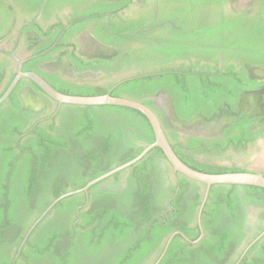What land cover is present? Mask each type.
I'll use <instances>...</instances> for the list:
<instances>
[{
    "label": "trees",
    "instance_id": "trees-1",
    "mask_svg": "<svg viewBox=\"0 0 264 264\" xmlns=\"http://www.w3.org/2000/svg\"><path fill=\"white\" fill-rule=\"evenodd\" d=\"M257 27L260 42L255 41L254 35L243 48L247 54L245 61L252 63H260L257 61L260 53L257 55L256 52H264V17L254 29ZM188 49L192 51L191 47ZM173 50V56L181 55L178 50ZM111 64L110 70H114L115 62L92 63L95 67ZM210 75L208 70L187 65L186 68L136 73L130 79L107 86L59 91L77 96L109 93L140 101L156 111L150 97L163 89L173 99L176 116L189 120L196 115L195 109L201 110L206 117L219 109L214 103L217 96L212 95V87L228 90L222 88L223 79L209 80ZM221 75L232 80L230 86L238 87L244 81L229 67ZM242 85L239 86L242 88ZM238 92L234 97H220L219 101L231 99L233 106ZM204 100L212 106L206 108L202 104ZM66 116H70L71 126L63 137L56 138L52 134V124H48L50 130L34 129L26 143H19V147L14 144V134L20 133L21 127L8 126L13 121L4 113L0 116L1 125L12 140V144L0 146V264H154L159 257L157 264H264V235L247 249L239 262H229L242 238L241 226L232 231L227 225H208V219L215 213L211 207L212 193L219 192L224 211L232 212L227 198L236 187L234 184L211 185L201 213L203 236L196 243L182 237L181 234L194 240L199 235L197 225L191 227L189 224L195 221L201 196L196 189L197 182L179 172H176L175 185L167 190L163 188L160 168L156 164L167 160L158 147L151 148L137 162L111 175L115 182L121 173H126L123 186L112 185L89 193L105 178L90 185L88 192L70 194L56 202L36 223L15 256L27 230L54 199L69 190L82 188L90 180L131 160L145 145L154 141L147 118L133 108L65 105L60 111L61 120ZM157 116L161 120L159 113ZM160 123L177 157L190 168L208 174L241 172L243 169L210 165L198 160L199 154L219 156L228 148H244L246 143L261 135L252 132L249 122L244 119L229 125L221 137L211 139H179L175 131L168 130L162 121ZM70 143L74 149L72 146L70 149ZM68 154H77L82 159L69 160ZM83 160L88 170L79 176L76 166L84 164ZM243 187L264 193L260 187ZM191 188L196 190L189 202L183 203L185 193ZM166 199L167 205L164 204ZM175 231L177 233L164 249L166 240Z\"/></svg>",
    "mask_w": 264,
    "mask_h": 264
},
{
    "label": "flooded vegetation",
    "instance_id": "flooded-vegetation-1",
    "mask_svg": "<svg viewBox=\"0 0 264 264\" xmlns=\"http://www.w3.org/2000/svg\"><path fill=\"white\" fill-rule=\"evenodd\" d=\"M262 17L264 0H0V97L17 76L19 64L16 59L21 61L22 72L37 74L58 92L64 88L107 86L130 79L136 73L193 65L196 69L211 72L212 75L207 77L209 80L223 79L222 88L228 89L219 91L212 87V95L217 96L214 103L219 109L211 115L224 111L239 117L229 125L244 119L249 122L252 132L261 133L244 148H228L219 156L199 154L197 159L210 165L240 168L243 169L241 172L264 175V168L252 167L255 162H264V52H256L257 55L260 53L257 58L260 63H252L245 61L247 54L243 51L252 36L255 35V41L260 42L258 27L254 28ZM171 50H178L181 55L174 57ZM98 61L115 62V69L110 70L112 64L102 67L92 65ZM227 67L244 78L239 83L244 87L230 86L232 80L221 75ZM238 90L233 106L231 99L219 101L220 97H234ZM162 91L167 93L160 89L150 97L156 108L153 112L156 116L159 113V120L168 130L174 131L167 125L168 111L164 102L156 97ZM202 104L206 108L212 106L207 100ZM65 105L69 104L58 103L30 78L19 77L0 102V116L4 113L8 120L13 121L8 126L21 127V132L14 134V144L19 147V143H26L34 129L50 130L48 124H52V134L56 138L63 137L71 126L70 116L63 117V120L60 117ZM173 110L175 113L174 105ZM195 113L202 115L198 109ZM243 114L248 115L241 117ZM228 126L217 135L198 138L221 137ZM176 133L179 139L191 137ZM10 143L12 140L0 122V146ZM72 145L70 143L69 147ZM67 159L75 161L82 158L77 154H68ZM83 162L76 166L79 176L85 175L88 170V165ZM156 166L160 168L163 188L167 190L175 185L177 171L168 161H159ZM126 176V173H121L114 182L110 175L89 193L111 188L112 185L123 186ZM196 182L201 200L195 221L189 226L197 225L200 231L197 212L206 185ZM243 186L236 185L228 196L232 208L229 213L223 209L220 193H212L211 207L215 213L208 219V225H227L232 231L241 226L240 243L232 255L228 252L231 256L229 262L236 260V263L264 235V193L249 191ZM196 189L187 190L183 203L185 200L189 202ZM86 191L88 188L81 192ZM167 202L168 199L164 204L167 205ZM198 237L194 239H198L196 242L201 239Z\"/></svg>",
    "mask_w": 264,
    "mask_h": 264
},
{
    "label": "water",
    "instance_id": "water-1",
    "mask_svg": "<svg viewBox=\"0 0 264 264\" xmlns=\"http://www.w3.org/2000/svg\"><path fill=\"white\" fill-rule=\"evenodd\" d=\"M41 7L39 8V10ZM19 66L17 71V76L11 82L9 87L6 89V91L3 93V95L0 97V102L4 99V97L7 96L11 88L16 83L17 79L19 77H28L32 81H34L42 90H44L52 99L57 101L58 103H64L69 105H119V106H125L129 108H133L135 110H138L141 112L148 120L153 134H154V141L148 145H145L143 150L134 158L131 160L111 169L110 171L98 176L97 178L89 181L85 186L82 188H79L77 190H69L61 195H59L56 199H54L47 208L40 214V216L33 222V224L30 226V228L27 230L25 235L23 236L17 250L16 255L19 254L20 249L23 245V243L26 241L29 233L33 229V227L36 225V223L41 220L45 214L48 212V210L60 199L69 196L70 194L79 193L81 191H85L90 185L112 175L113 173L117 171H121L128 166L132 165L133 163L137 162L144 154H146L151 148L158 147L162 150L166 160L172 167L174 171H177L187 178H190L192 180H196L198 182H202L206 185V190L204 193L203 200L199 206L198 212H197V223L201 231V225H200V214L207 196V192L210 185L213 184H234V185H246V186H256L264 189V175L262 173H256V172H227V173H220V174H208L199 172L197 170H194L187 166L185 163H183L177 155L174 153L170 143L167 140V137L165 136V133L163 131V128L161 126L159 118L156 116V114L145 104H143L140 101L130 99L127 97H116L111 96L109 93L102 94V95H96V96H77V95H68L60 93L54 89H52L43 79H41L37 74L35 73H26L21 71V61L16 59ZM157 99L164 102V107L167 109L168 113L167 116V125L170 126L171 129L178 132L181 135H188L191 137H209L211 135H217L219 132L226 126H228L231 122H234L235 120L239 119L237 116L229 115L228 113L221 111L216 114H213L209 117L202 116V115H196L192 117L189 120H182L179 119L173 110L172 105V99L171 97L164 91L160 92L157 96ZM248 114H243L241 117H244ZM176 233V232H175ZM171 234L169 238L165 242L164 249L166 248L168 242L170 241L171 237L175 234ZM183 238L186 240H189L187 237H185L183 234H181ZM202 236V231L200 232V238ZM198 240V239H197ZM197 240H189L190 242L195 243ZM246 251V250H245ZM160 257L158 258V260ZM158 260L154 262V264H157Z\"/></svg>",
    "mask_w": 264,
    "mask_h": 264
},
{
    "label": "rangeland",
    "instance_id": "rangeland-1",
    "mask_svg": "<svg viewBox=\"0 0 264 264\" xmlns=\"http://www.w3.org/2000/svg\"><path fill=\"white\" fill-rule=\"evenodd\" d=\"M253 168H264V162L258 161L252 165Z\"/></svg>",
    "mask_w": 264,
    "mask_h": 264
}]
</instances>
